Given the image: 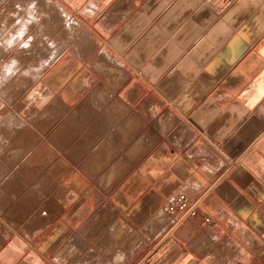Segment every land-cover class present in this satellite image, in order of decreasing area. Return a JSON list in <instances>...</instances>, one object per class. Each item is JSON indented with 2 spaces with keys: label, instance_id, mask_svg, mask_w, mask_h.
<instances>
[{
  "label": "crops",
  "instance_id": "0c3cea01",
  "mask_svg": "<svg viewBox=\"0 0 264 264\" xmlns=\"http://www.w3.org/2000/svg\"><path fill=\"white\" fill-rule=\"evenodd\" d=\"M16 8L0 264H264V0H0V20ZM178 192L194 214L166 218Z\"/></svg>",
  "mask_w": 264,
  "mask_h": 264
},
{
  "label": "built area",
  "instance_id": "2783aa9c",
  "mask_svg": "<svg viewBox=\"0 0 264 264\" xmlns=\"http://www.w3.org/2000/svg\"><path fill=\"white\" fill-rule=\"evenodd\" d=\"M195 209V204L190 203L188 196L183 192H178L169 200L165 207V211L169 215L180 214L183 215L189 214L193 215Z\"/></svg>",
  "mask_w": 264,
  "mask_h": 264
},
{
  "label": "rangeland",
  "instance_id": "374dc122",
  "mask_svg": "<svg viewBox=\"0 0 264 264\" xmlns=\"http://www.w3.org/2000/svg\"><path fill=\"white\" fill-rule=\"evenodd\" d=\"M13 1H15V0H13ZM160 214H164L166 218L169 217V214H167L166 211L165 212L162 211ZM133 221L136 223V225L134 227H130L131 231H130V234L127 235V238L137 236L138 238L133 237V241H135L136 238L138 240L144 241L145 237H147V236L149 237L151 235V233L149 231H147V227L151 222L145 221L143 224L139 225L141 219L138 217L134 218Z\"/></svg>",
  "mask_w": 264,
  "mask_h": 264
},
{
  "label": "bare ground",
  "instance_id": "6f19581e",
  "mask_svg": "<svg viewBox=\"0 0 264 264\" xmlns=\"http://www.w3.org/2000/svg\"><path fill=\"white\" fill-rule=\"evenodd\" d=\"M31 1V0H30ZM17 2H19V1H17ZM26 2V1H25ZM20 4V3H19ZM26 4V3H25ZM24 6V5H23ZM44 6V5H43ZM17 7H18V5H17ZM31 7V6H30ZM51 8H52V6H50ZM49 7V8H50ZM20 8V7H19ZM32 9H33V7H32ZM10 10V9H9ZM9 10H8V12H9ZM43 10V9H42ZM53 10H54V8H53ZM12 11V10H11ZM19 11V10H18ZM41 11V10H40ZM39 12V11H38ZM49 12V11H48ZM36 13V12H35ZM45 13V12H44ZM56 13V12H55ZM16 14H17V8L14 10V12H11V13H8V14H5V15H3V19L2 20H0V30H2V29H5L4 27H7L9 24H10V22H11V20L13 21L14 20V17L16 16ZM31 14V13H30ZM40 14V13H39ZM19 15V14H18ZM20 16V15H19ZM18 16V17H19ZM48 16V15H47ZM2 17V16H1ZM34 17V16H33ZM38 17V16H37ZM17 19V18H16ZM19 19V18H18ZM23 19V18H22ZM50 23V22H49ZM11 27H12V25H11ZM55 27V26H54ZM15 28V27H14ZM20 29V28H19ZM23 30V29H22ZM7 31V30H6ZM1 32V31H0ZM8 32H9V30H8ZM43 32V31H42ZM3 33V32H2ZM23 33H25L24 31H23ZM4 34V33H3ZM6 34V33H5ZM19 34V33H18ZM17 34V35H18ZM7 35V34H6ZM9 35V34H8ZM7 35V36H8ZM5 36V35H4ZM5 39H6V37H5ZM14 41V40H13ZM50 41V40H49ZM11 42V41H10ZM19 42V41H18ZM5 43V42H4ZM10 46H11V44H10ZM13 46H14V44H13ZM34 46V45H33ZM11 48V47H10ZM29 48H32V47H30L29 46ZM54 56V55H53ZM50 59V58H49ZM22 78V77H21ZM163 216V215H162ZM162 216H161V219H162ZM158 219H160V218H158ZM157 219V220H158ZM159 221V220H158ZM161 221V220H160ZM159 221V222H160ZM160 224V223H159ZM158 223H157V225H159ZM159 228V227H158ZM158 228H157V230H158Z\"/></svg>",
  "mask_w": 264,
  "mask_h": 264
}]
</instances>
